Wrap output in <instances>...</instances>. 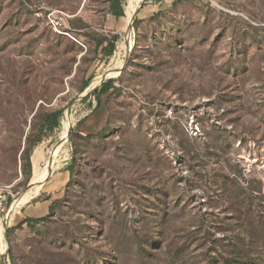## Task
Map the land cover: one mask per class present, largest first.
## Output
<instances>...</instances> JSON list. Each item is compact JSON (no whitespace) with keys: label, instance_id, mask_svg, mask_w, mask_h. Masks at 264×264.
<instances>
[{"label":"rangeland","instance_id":"rangeland-1","mask_svg":"<svg viewBox=\"0 0 264 264\" xmlns=\"http://www.w3.org/2000/svg\"><path fill=\"white\" fill-rule=\"evenodd\" d=\"M80 2L0 0V264H264V0H125L112 26L71 23L86 48L35 14ZM63 146L64 202L20 227L30 200L6 223L36 151L44 170Z\"/></svg>","mask_w":264,"mask_h":264},{"label":"crops","instance_id":"crops-1","mask_svg":"<svg viewBox=\"0 0 264 264\" xmlns=\"http://www.w3.org/2000/svg\"><path fill=\"white\" fill-rule=\"evenodd\" d=\"M104 1L105 0H81L76 13L73 14L69 12L71 15H73L72 19L69 22V27L71 26V23L74 21L83 22L84 24H87V26L85 27H90V28H94L95 26H97L96 23L101 24L99 25V27L100 26L102 27V25L104 27L105 26L109 27L110 25L112 26L114 22H118V20H121L122 18H117L111 11L112 0H109L107 2L108 7L106 9H105V6L103 5ZM122 6L124 9V13H125L126 10L124 8L123 3H122ZM104 9L105 11H103ZM102 14H104L106 19L109 21L108 23L105 22V19H103ZM93 19L96 21L94 22ZM71 30L73 32V36L75 37L77 41H74L72 39L71 40L74 41L78 46L86 48L82 40L83 37L75 34V33H78L77 30H74V29H71ZM101 43H103V45L99 46L98 45L99 43H98L96 46L97 53H100V51L104 50L103 49L104 46L106 48V45H108L109 43H113V41H110V40L108 41L107 39H103ZM82 54L83 52H81V55ZM70 166L71 165L67 166L62 172H59V173H56L55 171H53V173L45 179L41 187L26 202L28 203L30 200H34V202H32V205L29 207V209L27 210L25 209L23 211L24 219L43 218L49 215L52 204L55 201H60L64 198L67 185L71 179V174H70L71 167ZM32 168H33V165H32ZM35 196L37 197L39 196L38 200L37 198H34Z\"/></svg>","mask_w":264,"mask_h":264},{"label":"trees","instance_id":"trees-1","mask_svg":"<svg viewBox=\"0 0 264 264\" xmlns=\"http://www.w3.org/2000/svg\"><path fill=\"white\" fill-rule=\"evenodd\" d=\"M124 1L125 0H112L111 11L117 18H123L125 16L124 9H123V6H122V3ZM116 41H117V39H114L113 43H109L108 44V49H106V50H105V46L103 47L104 53H105V55L107 57H111L114 54L115 49H116ZM98 45L99 46L103 45V43L99 42ZM114 82H115L114 80H109V82H107L105 85H103L102 88L98 92H96L95 94L98 97H100V96L108 93L111 89L114 88ZM89 84H90L89 82H85L84 83V90L86 88H88ZM61 114H62L61 111H55V112H53L51 114H48L45 117H43L42 118L43 131L47 130L49 132H53L55 129H57L59 127V124H60V116H61ZM38 143H40L39 139L35 140V141H32L31 136H28L26 138V145H25V147H24V149L22 151V155H21L22 164L25 162V165H22V173L25 176L27 182L30 181L31 174H32L31 154H32V151H33L34 147ZM70 174H71V179H70V182L68 183L66 189H68L70 187V185L72 184V179H73L72 168H70ZM65 198H66V195L64 196V198L62 200L55 201L52 204L51 208H50L49 215H47V216H50L51 213L54 212L55 208L57 206L61 205L64 202ZM11 202H12V198L9 197L8 205H10ZM46 219H47L46 216L43 217V218H28V219H24L22 221L20 227L23 226L24 224L33 225V224H37V223H40V222H44Z\"/></svg>","mask_w":264,"mask_h":264},{"label":"bare ground","instance_id":"bare-ground-1","mask_svg":"<svg viewBox=\"0 0 264 264\" xmlns=\"http://www.w3.org/2000/svg\"><path fill=\"white\" fill-rule=\"evenodd\" d=\"M132 17L133 16H132L131 13H127V18H126V21H125L126 22V26H128V27L130 26V24L132 22V19H133ZM127 47L128 46L126 45V43L120 44L119 47H118V51L116 52V56L119 57V55L122 52L127 50ZM117 63H119V62H117ZM66 120H65V122H66ZM65 128H66L65 131L62 132L61 140L63 141V143L66 144V137L68 138L69 128H68V126H66ZM68 155L69 154H68L67 146H63L59 152L56 151V153L54 152L53 155L51 154L50 160L47 162V167L44 170H42L43 168L41 169L37 165V162H38L37 159L39 158V153H38V151H36V153H35V158L36 159H35V162H34L36 167H35V171H34L33 177L31 179L30 190L28 191V193H26V195L25 194L21 195L18 199L16 198V200L13 202V204H12V206H11L7 216H6V223H9L13 219L14 214L16 213V211L32 197L33 193L36 192L40 188V186L45 181V179L48 176H50L53 173V171L56 170V168H58L57 166L61 162L67 160ZM0 231L1 232L4 231V228L1 227V226H0Z\"/></svg>","mask_w":264,"mask_h":264},{"label":"built area","instance_id":"built-area-1","mask_svg":"<svg viewBox=\"0 0 264 264\" xmlns=\"http://www.w3.org/2000/svg\"><path fill=\"white\" fill-rule=\"evenodd\" d=\"M36 16L42 18L46 25L57 35L68 37L74 41H77L73 36V32L69 27V22L72 19L68 11L64 9H52L45 3H41L37 7ZM10 187L0 189V212H5L10 193L8 192Z\"/></svg>","mask_w":264,"mask_h":264},{"label":"water","instance_id":"water-1","mask_svg":"<svg viewBox=\"0 0 264 264\" xmlns=\"http://www.w3.org/2000/svg\"><path fill=\"white\" fill-rule=\"evenodd\" d=\"M108 78H112V77H108ZM85 95H82V97L81 98H83ZM68 109H70V108H68ZM7 230V229H6ZM1 259L2 260H4L5 259V254L4 255H2V257H1Z\"/></svg>","mask_w":264,"mask_h":264}]
</instances>
